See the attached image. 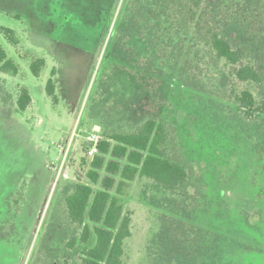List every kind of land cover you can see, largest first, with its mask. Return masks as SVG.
Returning a JSON list of instances; mask_svg holds the SVG:
<instances>
[{
    "label": "rangeland",
    "instance_id": "1",
    "mask_svg": "<svg viewBox=\"0 0 264 264\" xmlns=\"http://www.w3.org/2000/svg\"><path fill=\"white\" fill-rule=\"evenodd\" d=\"M41 3L29 1L20 20L0 12L17 40L0 32V46L18 66L16 76L0 73V264H83L82 227L64 199L89 184L87 139L148 119L163 126V156L188 181L168 191L136 176L123 188L122 264H264V86L235 78L246 61L264 66V0ZM211 27L247 59L218 60L204 44ZM36 59L45 61L38 77ZM23 88L31 104L22 113ZM243 90L258 107L251 119L234 101Z\"/></svg>",
    "mask_w": 264,
    "mask_h": 264
},
{
    "label": "trees",
    "instance_id": "2",
    "mask_svg": "<svg viewBox=\"0 0 264 264\" xmlns=\"http://www.w3.org/2000/svg\"><path fill=\"white\" fill-rule=\"evenodd\" d=\"M29 1H37L41 8L44 7L42 0H0V12L20 20V10ZM115 22L116 27H123V22L119 24V19ZM116 27L114 24L110 32V46L119 35ZM0 32L10 44H17L13 31L0 28ZM204 44L218 60L228 66L240 65L247 59L246 48L230 44L216 28L206 30ZM44 65L43 59L32 61V74L38 77ZM0 73L11 76L18 74V66L7 57L1 46ZM235 78L240 83H252L262 88L264 66L258 62L246 61L236 70ZM45 91L56 103L52 79H48ZM234 101L246 119H251L252 114L258 112L254 97L249 91L243 90L236 94ZM30 104L28 91L21 89L16 102L17 110L23 113ZM164 143L163 126L154 119L146 120L134 131L108 134L97 143L98 154L93 156L86 174L89 184L76 185L64 199L69 221L82 227L79 242L85 246L81 258L83 264H122L123 244L130 231L129 218L123 214L121 197L123 188L136 176L153 180L168 191L185 188L188 175L182 165L163 156ZM91 239L93 245L88 247ZM75 241L69 246L73 247Z\"/></svg>",
    "mask_w": 264,
    "mask_h": 264
},
{
    "label": "built area",
    "instance_id": "3",
    "mask_svg": "<svg viewBox=\"0 0 264 264\" xmlns=\"http://www.w3.org/2000/svg\"><path fill=\"white\" fill-rule=\"evenodd\" d=\"M87 140L90 143L87 153L89 156L93 157L98 154L97 143L99 142V138L96 135H91Z\"/></svg>",
    "mask_w": 264,
    "mask_h": 264
}]
</instances>
